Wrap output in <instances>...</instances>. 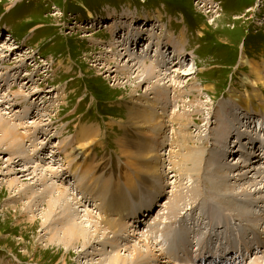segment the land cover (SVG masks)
<instances>
[{
  "label": "rangeland",
  "instance_id": "obj_1",
  "mask_svg": "<svg viewBox=\"0 0 264 264\" xmlns=\"http://www.w3.org/2000/svg\"><path fill=\"white\" fill-rule=\"evenodd\" d=\"M113 18L123 22L113 29L101 26ZM153 22L156 30L149 36L144 31L154 29ZM128 23L141 25L143 45ZM180 36L186 38V49L178 56L170 42ZM111 40L115 53L108 51ZM158 47L168 50L167 59L173 63L170 71L155 66V79L143 82V71L129 78L134 71L120 70L121 65L133 64V59L152 63ZM249 62L259 66L264 81V0H0V112L5 115L2 124L7 127L9 121L17 130L12 143H7L0 129V264H102L104 260L107 264L116 254L133 259L131 246L140 243L141 247L144 238L155 243L153 247L161 253L153 261L155 249L141 247L147 264H166L162 261L168 257L162 254L163 242L172 257L167 264H204L202 255L224 257L232 250L231 255L237 252L239 240L243 249L249 248L241 264H264V246L257 251L264 240V190L242 191L244 185L251 188L247 182L254 172L245 173L248 180L239 183L247 169L231 165L241 150L246 157L251 150V136L246 135L245 144H235L231 142L235 135L257 129L254 116L264 118L255 96L252 101L257 105L249 115L242 113L248 108L241 106L246 102L233 106L238 96L253 99L257 94L260 102L264 101V85L261 81L253 84ZM192 64L196 73L181 75L177 85L165 83L168 100L159 102L164 96L149 92L155 80L160 85L165 81L164 73H171L167 82L171 78L176 81L177 73L185 74ZM228 104L235 108L234 113L239 112L238 120L233 123L228 119L233 124L230 137L217 148L214 144L219 141L213 136L217 135L216 117L226 116ZM130 106L147 119L142 116L134 123L128 118ZM247 116L253 117L251 123L240 119ZM191 135L186 141L195 143L192 151L183 143ZM229 142L231 150L227 149ZM217 150L224 151V178L237 187L236 197L228 202L218 195L222 186L212 180V175L218 174H209L210 166L218 160ZM227 150L232 151L229 160ZM188 154H195L193 159L197 156L195 166L185 161ZM59 166L67 168L58 175L53 169ZM75 166L77 174H73ZM46 169L52 172L49 177L44 175ZM152 169L156 170L149 171ZM66 172L70 175H64ZM56 186L66 188L71 196L62 195L52 214L49 202L59 192ZM106 186L107 202L102 208L97 198V204L92 200ZM119 191L126 202L142 205L135 225L123 200H115ZM155 192L158 199L153 205ZM168 200L171 204L165 206ZM175 203L179 204L171 211ZM238 207L247 210L249 218H238L234 214ZM88 212L91 215L87 217ZM175 213L181 215L174 219ZM101 214L104 219L112 217L132 226L122 236L108 238L111 233L95 230ZM62 215L76 216L73 223L85 230L84 241L73 245L51 241L55 228L63 226L57 222ZM174 224L184 243L172 247L169 239ZM115 239L126 247L120 248L119 242L112 241ZM178 251L186 253V258ZM193 256H198L194 262L190 260Z\"/></svg>",
  "mask_w": 264,
  "mask_h": 264
},
{
  "label": "bare ground",
  "instance_id": "obj_2",
  "mask_svg": "<svg viewBox=\"0 0 264 264\" xmlns=\"http://www.w3.org/2000/svg\"><path fill=\"white\" fill-rule=\"evenodd\" d=\"M205 2V1H204ZM207 4V3H206ZM205 5V4H204ZM210 8V7H209ZM209 12H212V11H210L209 10ZM109 22H111V23H109ZM109 22H105L103 25H101L102 27L106 24V28H112L115 24L116 25H119V24H121L122 22H123V20H121L120 18H113L112 20H110ZM94 23V22H93ZM96 24V23H95ZM128 24H131V28H133V30L136 32V33H138L137 34V38H139V41H138V43L139 44H141V45H143L144 43L142 42L141 43V40L143 39V36H142V28H141V25L139 24L138 25V27L136 26L135 27V25L134 24H132V23H128ZM82 25V24H81ZM144 26H147L146 24H143ZM153 25H154V29H151L150 27H148V31H144V32H148V34H149V36H150V34H152V32L153 31H155L156 30V26H157V24H155L154 22H153ZM134 26V27H133ZM113 29V28H112ZM139 35H141V36H139ZM185 41H186V38L184 37V36H180V38H178L177 39V41L176 40H174V42H170V43H172L173 44V46H174V48H175V50L176 51H178L179 52V54H177L178 56H180V55H182L183 54V50H185L186 49V43H185ZM115 42H117V43H119V41H115ZM145 42V41H144ZM178 44V46L177 45H175V44ZM110 47H108L109 49H108V51L110 50V52L111 53H115V48H113L114 47V43L112 42V40L109 42V44H108ZM134 45V44H133ZM132 45V46H133ZM179 45L181 46V47H179ZM166 46H169V45H167L166 44ZM132 49H133V47H132ZM148 49H150V44L148 45ZM147 49V50H148ZM157 49H159V47L157 48ZM134 51H136L135 50V48L133 49ZM175 52V51H174ZM3 53V52H2ZM168 50L166 49V50H160L159 49V52L157 53V54H155L154 55V58L152 59V63H148V61H146V60H142V61H140V60H137V59H133V64H131L130 62H128V64L127 65H121L119 68H121L120 70L121 71H124V72H128V74L131 72V71H134V72H132V73H130L129 74V78H130V76L132 75V74H134V73H139L140 71H143L144 72V74H146L145 76V78L142 80L143 82H145V81H151L149 78H151V79H155V71H154V69L155 70H157L156 69V67L155 66H160V68L161 69H163L164 71H170V67L169 66H171V65H173V63H171V61H169V59H167V57H168ZM170 55V54H169ZM117 57H119V56H117ZM96 58V57H95ZM120 58V57H119ZM180 58V57H179ZM182 58H184V56H181V58L180 59H182ZM247 59V58H246ZM248 60V59H247ZM157 62V63H156ZM191 63H193V62H191ZM24 65V64H23ZM189 65V64H188ZM194 64H192L190 67H189V71L188 72H186L185 74L184 73H182V72H178L177 73V80L176 81H174L172 78L171 79H169V81L167 82V78L169 77V75L171 74V73H164V76L165 75H167V77H164L163 76V78H162V81H164L161 85H160V83H158V84H155V83H157L158 82V79L157 80H155V83H154V85H153V87H151V88H149V92L150 93H156L157 94V96H164L162 99H158L159 100V102L160 101H162L163 99L164 100H168V98L167 99H165L166 98V94L165 93H167V91L169 90V88H167L166 86H165V83H168L169 84V82L171 81L173 84H179V78L181 77V75H192V74H194V73H196V70L194 69V66H193ZM248 65L251 67V72H253V74H254V76H255V79L253 80V84L254 85H258L259 84V82L261 81V83L264 85V81H262V74H261V70H260V68H259V66L258 65H256V63H252V62H249L248 63ZM262 69V68H261ZM111 70V69H110ZM173 71V70H172ZM124 72H123V74H124ZM157 72V71H156ZM122 74V75H123ZM127 74V75H128ZM127 77V76H126ZM139 77V75H137V78ZM6 78V77H5ZM118 78V76H116V80H118L117 79ZM119 79H120V77H119ZM153 83V82H152ZM180 83H182L181 81H180ZM163 86V87H162ZM170 86H173V85H171V83H170ZM254 96L256 97V99L259 101H257V104L255 103L254 104V102L252 101V100H254ZM260 98H258L257 97V94H255V95H253V99L249 96V95H247V97H245L244 99H242L240 96H238V99L236 100L235 99V103L233 104V106L234 107H236V106H239V105H241L242 103H240V102H246L247 104H242L241 106L243 107L244 105H246V107H248V108H243L242 109V113H243V111H246V113H248V115L249 114H251V109H254V105H257V107H259L260 108V105H261V109L264 111V101L262 102H260V100H259ZM172 100V99H171ZM166 102V101H165ZM168 103V102H167ZM240 103V104H239ZM138 104V103H137ZM156 104L158 105V103L156 102ZM230 104H228V105H226L225 106V111H226V113H225V117H221L219 114L217 115V121H218V128H217V130L215 131V132H217V135H213L215 138H216V140L217 141H219V143L218 144H214L217 148H219L220 147V145L222 146V144L223 143H225L224 141L225 140H227V138H229L230 137V129H231V126L233 125L232 124V122L233 121H236V120H238V117H237V114L239 113V112H235L234 113V111H235V108H233V107H231V106H229ZM240 106V107H241ZM6 109V108H5ZM233 109H234V111H233ZM129 114H128V118H131V120L133 119L134 120V123L135 122H138L137 120H138V118L140 119V117H144V118H146L147 119V115L146 114H143V113H141V112H139L135 107H132V106H130L129 107ZM237 113V114H236ZM140 114H141V116H140ZM223 116V115H222ZM229 116H230V118H229ZM255 117V121H256V127H257V129H255L254 131H244L245 132V134L243 135V134H237V135H235V138H236V140H234V141H231V142H235V144H237V143H243V144H245L244 142H245V140H246V137H248V136H246V135H249V136H251V142H250V145H251V150H250V148H249V150L250 151H248V155H249V157H246V153H245V151H242L241 150V154H238L237 155V159H236V161H234V159L236 158H232V162H231V165H233V166H237V164H240V167L242 166H245L244 168H246L247 170H249V169H251V171H247L246 170V172H243L242 173V175H241V177H240V179L237 181V182H241L242 180H244V179H247V177H249L248 175H245V173H252V172H254V175H251V177H253L254 176V181H251L250 182V180L252 179V178H250L249 180H248V182L247 183H249V186L251 187L250 189H249V187H247L248 186V184L247 185H244V186H242V191H244V192H249V193H251L252 191L253 192H258V193H260V192H263V190H264V118H263V120L261 119V117H257V116H254ZM184 118V117H183ZM252 118L253 117H251L250 116V118H248V116L247 117H243V118H240V119H242L243 120V123L245 122H247V123H251L252 122ZM228 119H230V120H232V122H231V124H230V122H229V120ZM239 119V120H240ZM3 120H5V115H4V113H2V112H0V129H2V138H4L5 140H7V143L8 142H10V143H12V138L13 137H16L17 135V130H15V126H12V125H10L9 123V121H8V124H7V127H6V125H3L2 124V122H4ZM131 120H129V121H131ZM132 120V121H133ZM143 120V119H142ZM250 120V121H249ZM144 122H147L148 120H143ZM154 121V120H153ZM6 122V121H5ZM32 122V121H31ZM24 123L25 122H22V124H21V126L22 125H24ZM155 123V122H154ZM153 123V124H154ZM234 123V122H233ZM6 124V123H5ZM144 124H146V123H144ZM16 125V124H15ZM19 126L20 125H17L16 127H17V129L19 128ZM240 130V129H239ZM241 131V130H240ZM144 132V131H143ZM83 135H85V136H87V137H90L86 132H84L83 131ZM229 136V137H228ZM193 138L192 137V135L191 136H189V137H186V139H185V141L183 142V143H185L184 145H185V147L187 148V149H189V150H191V149H193L194 147H195V143H191V144H188V142L186 141V140H191V138ZM207 137H208V135H207ZM241 137V140H239V138ZM242 137H244V138H242ZM2 138H1V140H2ZM234 138V139H235ZM206 139H208V138H206ZM243 139V140H242ZM75 140H79L80 141V139H75ZM177 141V140H176ZM244 141V142H243ZM255 141V145H254V147L252 146L253 145V142ZM231 142H229V147H227V149L228 150H231V148H232V146H231ZM14 143V142H13ZM200 143V142H199ZM217 143V142H216ZM226 144V143H225ZM248 144V143H247ZM183 145V146H184ZM198 146V145H197ZM56 147V146H55ZM221 148V147H220ZM21 147H20V151H21ZM144 149V148H143ZM238 149H241V148H239L238 147ZM142 150V149H141ZM140 150V151H141ZM146 150V149H145ZM144 150V151H145ZM226 151V155H228V153H232V151ZM192 151V150H191ZM71 152V151H70ZM69 152V153H70ZM217 152H219V154H218V160L214 163V164H212L210 167H211V169H209V174H211L212 172H216L217 174H218V176L216 177V176H214V174L212 175V180L214 181H216L217 183V186L219 187H221L222 186V188L221 189H223L222 190V192H221V194H218L219 196H220V198H221V200L222 201H225V202H228L230 199H232V198H235L236 197V195H234V190H236V188L234 187V185L232 184L231 185V181H227L226 180V178H224V176H223V172L226 170V168H227V164H225V159H224V157L222 156V153L224 152L223 150H217ZM217 152H215V153H217ZM23 153V152H22ZM68 153V154H69ZM131 153H134L133 151L131 152ZM150 153V152H149ZM193 152H190V154H192ZM195 153H197V156H198V154L200 153L201 154V152L199 151V146H198V148L195 150ZM237 153V152H236ZM71 154V153H70ZM139 154H141V153H139ZM138 154V155H139ZM199 154V155H200ZM135 154H132V156H134ZM193 155H195V154H193ZM191 156V155H187V156H185L184 158H185V161H188V163L189 164H191V165H193V166H195L196 165V163H197V156H195V158L193 159V157L194 156ZM146 156V155H145ZM180 156V155H179ZM216 156V155H215ZM240 156V157H239ZM84 157H86V156H84ZM137 157V156H136ZM152 157V156H151ZM199 157H201V156H199ZM232 156H229L228 155V160L231 158ZM70 158V157H69ZM135 158V157H134ZM202 158V157H201ZM226 158H227V156H226ZM9 159H11V158H8V160ZM74 158H72L71 159V161L73 160ZM144 159V158H143ZM193 159V160H192ZM76 160V159H75ZM83 160H85L84 158H83ZM142 160V159H141ZM146 160V159H145ZM183 160V159H182ZM68 161H70V160H68ZM184 161V162H185ZM234 161V162H233ZM261 161L263 162V163H261ZM160 163V162H159ZM259 163H260V165H259ZM182 164V163H181ZM185 164H187L186 162H185ZM211 164V163H210ZM217 166V168L215 167V166ZM247 165V166H246ZM139 166V165H138ZM185 166V165H184ZM212 166H213V168H212ZM61 167H63V166H61ZM209 167V168H210ZM239 167V168H240ZM241 167V168H242ZM65 168H67V167H65ZM65 168H60V166L59 167H57V168H54L53 170H55V172H56V169L58 170V172H57V174L59 175V171H61L62 169H65ZM159 168V167H158ZM235 168V167H234ZM249 168V169H248ZM144 170V169H143ZM154 170H156V169H152V170H149V171H152V172H154ZM54 172V173H55ZM155 172H158V169H157V171H155ZM161 172V171H160ZM77 174L78 173V169H77V166H75V172L73 173V174ZM91 174V173H90ZM90 174H88V177H90ZM158 174V173H157ZM160 174V173H159ZM44 175H47L48 177L50 176V175H52V172L50 171V169H46L45 170V173H44ZM64 175H66V176H68V175H70L69 173H64ZM209 176V175H208ZM45 177V176H44ZM52 178V177H51ZM56 178V177H55ZM41 179V178H40ZM50 179V178H49ZM93 179H94V177H93ZM252 179V180H253ZM257 179H260V180H257ZM42 180H44V178L42 179ZM46 180V179H45ZM53 180V179H52ZM209 180H210V177H209ZM84 182V181H83ZM86 182V181H85ZM91 182V181H90ZM174 182V181H173ZM94 183V182H93ZM233 183V182H232ZM245 183V182H244ZM56 184V183H55ZM236 184V183H235ZM96 185H98V184H96ZM107 185V184H106ZM224 185H231V186H229V187H226V186H224ZM68 186V185H67ZM88 186H90V185H88ZM93 186V185H92ZM96 187V186H95ZM213 187V186H212ZM252 188H254V190H252L251 191V189ZM30 189V188H29ZM52 189H53V187H52ZM55 189V188H54ZM52 190V193H54L55 192V190ZM56 189L59 191H57L58 192V194L57 195H55L54 197H52V201L51 202H49L50 203V206H52V207H50V213H52V214H54L53 212H54V209H55V203H58L59 202V200H62V195H70V192H68L67 190H66V188L65 189H61L59 186H56ZM108 189H109V186H106L104 189H101L100 188V191L97 193V195L94 197L93 196V200L92 201H95L96 202V198L99 200L98 202H100V204H98V205H100L102 208L103 207H105V204H106V202H107V197L105 196V190H107L108 191ZM219 189V188H218ZM80 190V189H79ZM78 190V191H79ZM121 190V189H120ZM47 191V190H46ZM94 191H95V189H94ZM50 192V191H49ZM168 192V191H167ZM226 192H228V193H226ZM77 193V192H76ZM90 193V192H89ZM88 193V194H89ZM120 191L119 192H116L115 193V200L117 201V202H120V200H123V202L125 203V208L129 211V213L131 214V220H133L132 221V225H135L136 223H135V221L134 220H136L137 222H138V219H137V213H139L140 211H142L141 209H142V205H140V204H137L136 202V205L135 204H132V202L129 200V201H127L126 202V198L124 197V195H122L121 197H120ZM203 193V192H202ZM236 193V192H235ZM72 194V193H71ZM238 194H240V193H238ZM218 195H217V197H218ZM71 196V195H70ZM73 196V195H72ZM213 197V196H212ZM72 200H74V198L73 197H70ZM77 199V198H76ZM84 199V198H83ZM153 205H155L156 203H155V201H157V199H158V194H157V192H155V195H153ZM219 200V199H218ZM217 200V201H218ZM111 201H113V200H111ZM262 201H264V196L262 197ZM98 202H96V204L98 203ZM166 204H168V206H169V204H171L170 203V201L168 200L167 202H165V206H166ZM176 205H174L172 208H170V210L171 211H173L174 210V208L179 204V203H175ZM140 205V206H139ZM164 207V206H163ZM152 208H153V206H146L145 207V209H149V210H152ZM168 208V207H167ZM235 208V207H234ZM82 209V208H81ZM144 209V210H145ZM161 210L162 209H159L158 210V212H161ZM56 211V210H55ZM49 213V214H50ZM101 213H102V210H101ZM48 214V215H49ZM79 214H80V212H79ZM234 214L238 217V218H241V219H246V218H249V216H250V214L247 212V210H245V209H243V208H240V207H238V209H236V212H234ZM67 215H71L70 213L69 214H67ZM78 214H76V216H77ZM89 215H91V213L90 212H88L87 213V217L89 216ZM178 215H181V214H178V213H175L174 214V219L176 218V216H178ZM76 216H71V218H66V217H64V215H62V218H60L57 222L60 224V223H63V226L61 225V227H56L55 228V230H54V234H53V236L51 237V241H58V242H61V244H63V245H73V244H75V243H77V242H79L80 240L81 241H84V239H85V237H86V232H85V230L84 229H79L78 228V226L75 224V223H73V221L75 222V221H77L76 219ZM122 216V215H121ZM160 216L161 217H163V214H160L159 215V223L161 224L163 221H161V219L162 218H160ZM55 217V216H54ZM75 217V218H74ZM104 216H102V214H101V222H99V220H97V223L96 224H94L95 225V230H96V232H98L99 230H102V229H104V232L105 233H107L108 232V234H112V237H108V238H115V237H120V236H122V234H124L127 230H129V228L132 226V225H130L129 226V228H128V226L126 225V224H123L122 225V222L121 221H119V220H117L116 218H109V219H104L103 218ZM123 217V219H127L126 217H124V216H122ZM81 218H83L82 217V215L80 214V219ZM173 219V218H172ZM91 220V219H90ZM149 221V220H148ZM210 221H212V222H214V220H210ZM216 221H218V219L217 220H215V222ZM56 223V222H55ZM91 223H93V222H91ZM128 223H129V221H128ZM254 223V222H253ZM150 224H152V222L150 223ZM214 224V223H213ZM212 224V225H213ZM99 225L101 226V227H99ZM168 224L166 223V226H167ZM251 225V224H250ZM253 225V224H252ZM149 226H151V225H149ZM157 227V223L155 222V225H154V227H153V230L155 229ZM160 227V226H159ZM254 228H257L256 226H253ZM161 228V227H160ZM163 228V227H162ZM147 231H149V230H147ZM172 231V232H171ZM171 233H170V239H169V241H171L172 242V247H175V246H179V245H183V241L182 240H180L179 238V235H178V233L175 231V224L173 225V227H172V229H171ZM150 232V234L151 235H153L152 234V232L151 231H149ZM143 233H144V231H143ZM142 233V234H143ZM169 233H167V234H169ZM137 235H138V232L136 233ZM140 234V233H139ZM88 235V234H87ZM132 235V234H131ZM147 236H149V233L147 234ZM107 238V239H108ZM119 239V238H118ZM118 239H115V240H112V241H116V242H119V240ZM160 240H162V239H160ZM50 241V242H51ZM131 241V240H130ZM129 241V242H130ZM141 241H144V243H143V245L141 246V247H143V248H145V250H152L151 248L153 247V245H155V243L154 244H152L151 245V242H150V240H147L146 238H144V240H141ZM145 241H147V243H145ZM164 241V240H163ZM115 242V243H116ZM158 243H159V241H157L156 242V246L158 245ZM231 243H234V244H238V242H232L231 241ZM118 244V246L120 247V248H125L126 246H125V244H123V243H117ZM120 244H122L123 245V247L122 246H120ZM140 244V243H139ZM139 244L138 245H134V246H131V247H133L132 249H133V251H135V253H134V255L135 256H133L132 258L133 259H129V260H127V258H125V257H123L121 254H116L115 256H113V257H109V260H108V263L107 264H128V263H130L131 262V264L132 263H134V264H147L149 261L147 260V258H145L144 257V253H145V250H142L141 249V247L139 246ZM167 244V243H166ZM166 244H164V242L162 243V247H163V252L164 253H162L163 255H165V256H168V257H166V259H164V260H162V261H164V263H170L171 262V260H172V257H171V255L170 254H168V252H166V248H168V247H166ZM253 244H255V243H253ZM169 245V244H168ZM171 245V244H170ZM239 245L241 246V247H239ZM243 244H242V240H239V244H238V247H236L235 246V251H237V252H235L234 254H230L231 252H233V250L228 254H224V257L222 256V255H220V254H211L210 256H201L200 257V259H201V261L203 260L204 261V264H206V261L207 260H211V262H212V264H241L242 263V261H243V259H241V258H244L245 257V252L248 250L249 251V248L246 250V249H243ZM260 246H264V240H260V244L259 245H257V251H258V253H260L261 252V249H262V247H260ZM253 247V246H252ZM118 248V247H117ZM154 249H155V251H156V253H157V256H154V259H153V261H155L156 259H158V255H160L161 253L160 252H157V250H156V247L154 246L153 247ZM186 247H184L183 248V250L185 249ZM229 248V247H228ZM129 249H131V248H129ZM198 249H200V248H198ZM233 249V248H232ZM191 250V249H190ZM206 250V249H205ZM178 252H180L181 253V255L183 256V257H185V255H187L186 253H184V254H182L183 253V251H178ZM228 252V251H227ZM118 253V252H117ZM159 253V254H158ZM231 256H232V258H231ZM195 257V258H194ZM198 256H193V258L192 257H190V260L192 261V262H194V260L197 258ZM186 258V257H185ZM189 260V261H190ZM161 261V260H160ZM200 261V260H199ZM226 261V262H225ZM104 263H102V264H106V261L104 260L103 261ZM157 262V261H156ZM160 263V262H159Z\"/></svg>",
  "mask_w": 264,
  "mask_h": 264
}]
</instances>
